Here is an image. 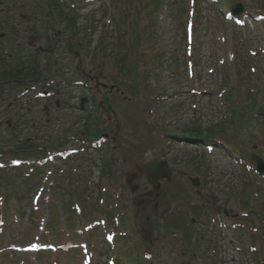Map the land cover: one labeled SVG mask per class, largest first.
I'll use <instances>...</instances> for the list:
<instances>
[{
	"label": "rangeland",
	"instance_id": "374dc122",
	"mask_svg": "<svg viewBox=\"0 0 264 264\" xmlns=\"http://www.w3.org/2000/svg\"><path fill=\"white\" fill-rule=\"evenodd\" d=\"M0 1V30L13 40L7 45L11 50L16 41L27 34L40 37L37 44L44 43L45 35L51 38L60 36L62 44L69 35L73 51L79 48L77 41L84 44L79 48L82 49L79 58L85 70L91 69L94 73L101 63L103 73H110L113 77L116 72L115 77L119 75L117 85L123 89L122 96L126 100L121 95L117 101L113 99L117 93L109 97L110 102L114 100L112 105L121 123L116 139H112L115 122L110 119L105 131L110 136L101 140V145L90 144L92 148L82 149L86 146L79 140V135L87 123L86 115L95 114L90 117V122L97 116L92 100L87 105V112L82 113L77 107L69 117L51 115V122L44 124L43 129H37L41 136L38 144H48L54 137H61L65 142L64 147L51 151L46 158L44 186L52 182L53 170L67 169L70 165L66 162L78 160L72 164L75 168L79 164L77 172L72 174L73 186L78 187L79 179L86 177L88 172L91 191L86 194L87 202L92 207H100L102 200L98 193L103 189L106 195L109 191L112 201L123 204L124 215L132 212L127 224L132 222L135 226L125 225L119 241L117 237L112 240L110 231L114 229L103 221L100 210H96L88 219L81 214L83 221L68 228L62 212L65 206L64 195L60 192L62 187H56L54 193L47 194L48 208L46 197L39 195L37 208L40 215L37 214L36 226L0 228V264H108L110 260L113 264H258L255 254L264 251V226L256 228L258 221L241 207L240 200L245 196L241 198L238 193L246 182H252L264 195V177L257 174L255 162L251 160L252 153L264 159L263 114L257 116L258 124L254 123L252 129H244L237 123L235 129L223 135L229 139L225 140L229 145L219 139L221 137L214 142L199 140V135L196 138L191 131L200 128L202 135L210 125L224 121L227 110L224 91L234 81L236 89L232 98L240 109L246 105V90L251 88L256 106L264 110V16L260 15L264 13V0H237L243 3L244 11L231 20L226 17L234 0H166L170 6L159 15L154 25L139 21L137 11L134 12V0H59L63 16L49 26L44 14L53 11V8L49 10L48 3L56 0ZM191 10H194L192 16ZM20 15H24L25 21ZM54 17L57 18V14ZM74 17L75 28L71 29L66 20ZM141 17L146 18L145 15ZM90 20H93L91 28ZM120 31L124 34V46L119 52L124 57L127 55V59L131 57L133 64L135 36L140 35L139 54L143 55L139 56L144 60L142 63L138 61L137 76L144 71L141 90L145 99L132 96L134 86L129 83L127 75L111 63L114 57L111 52L118 51L115 45L121 39ZM156 50L158 59L154 54ZM71 56L63 63L64 66L70 63V67L67 66L68 79L77 80L74 65L80 61L75 53ZM144 61L146 66L142 65ZM126 70L129 75H134V66ZM91 93L94 94L93 90ZM227 102L231 104V100ZM7 118L0 108V148L10 150L8 153L11 154L12 144L4 143L1 138L6 131ZM254 127L252 138L249 130ZM89 129H93L91 123ZM33 131L26 129L24 135H32ZM103 142L110 145L108 150L114 167L123 174L116 182L102 176L107 172L106 162L102 159L106 154ZM73 149H78L77 154ZM70 151L73 152L66 155ZM57 153L64 156L57 157ZM64 157L68 161L63 162ZM160 157L166 158L172 169L169 182L162 178L158 188H153L144 173L132 176L144 161ZM188 176L199 177L197 189L202 191V197L196 194V187L191 185ZM59 178L65 184L63 174H59ZM128 182L130 187H127ZM260 197L253 195L251 204L263 206V210L256 207L258 216L263 217L264 199ZM205 198L207 213L198 215L195 224L188 225L189 217L195 215L187 212L191 209L188 205L205 203ZM82 208L86 210L88 207L83 205ZM223 210L229 212L228 218L223 215ZM166 213L172 215L171 219L165 217ZM233 213L237 214L240 225L232 221ZM75 215H78L77 211ZM47 216L55 229L46 224ZM94 220H99L98 228L93 229L97 236L88 239L85 230H92ZM175 232L180 235L179 239L172 240L166 235ZM182 234L187 239L185 250L195 247V256L188 261L182 254ZM254 237L257 239L255 246ZM189 241L195 242L194 245ZM44 244L50 247L37 254L32 251ZM206 244L209 247L207 245L204 249ZM22 247H27L25 252ZM262 262L264 264V254Z\"/></svg>",
	"mask_w": 264,
	"mask_h": 264
},
{
	"label": "flooded vegetation",
	"instance_id": "af4514ba",
	"mask_svg": "<svg viewBox=\"0 0 264 264\" xmlns=\"http://www.w3.org/2000/svg\"><path fill=\"white\" fill-rule=\"evenodd\" d=\"M31 18L37 19L35 16ZM40 40V37L35 38L31 34L22 36L16 44L21 51L20 59L16 62L5 61V56L12 59L7 47L10 39L0 31V108L8 116L5 120L6 129H43V116L46 117L45 123H50L51 115L69 117L74 112V101L80 102L85 98L83 97L85 94L76 97V92L72 88L74 82L65 79L48 80L42 74L43 70L48 73L49 69H53L54 75L60 74L55 70L57 58L54 53L57 47H60L63 49L62 55H65L70 51L69 45L59 44L58 36L51 38L45 35L44 43L37 44ZM28 51L32 54L27 53ZM79 73L82 77L80 87H87L90 91L93 83L95 91L101 94L102 100L99 105L110 109L106 94L113 90H109L110 86L101 80L104 75L99 70L93 74L91 70H81Z\"/></svg>",
	"mask_w": 264,
	"mask_h": 264
},
{
	"label": "trees",
	"instance_id": "16d2710c",
	"mask_svg": "<svg viewBox=\"0 0 264 264\" xmlns=\"http://www.w3.org/2000/svg\"><path fill=\"white\" fill-rule=\"evenodd\" d=\"M134 5H136V10H134V12L137 11L140 22H142L143 20H148V22H151V24H153L154 20L157 18V13H159V11L164 6V0H134ZM168 6H170L169 3ZM143 15H145L146 18L143 19L141 17ZM74 22L75 20L73 19L72 25H74ZM136 42H138V40H136L134 43L135 48L137 49ZM122 46L123 45L120 44L119 48L122 49ZM118 54H120V52H118ZM136 54H138L137 51L136 53H134L133 84L136 94L141 95L140 90L142 89L141 83L143 82V78L141 77L142 75L137 76V66L138 60L143 61L144 59L138 58ZM154 54L156 56V59H158L159 52L155 51ZM117 60L121 61L122 64H125L127 55L124 57V55L122 56L120 54L119 57H117ZM233 87L227 89L225 93L226 98H231L232 93L235 91ZM246 93L247 102L243 110L240 109V107L236 105L235 102H232L231 99V105L228 107L227 112L228 114L231 113L229 115V118L220 124L210 125L207 128L208 131L202 133V136H204V138L211 139L218 134H223L224 130L234 129L237 123L246 126V129H251V126H253L254 123L258 124L257 116L261 115L260 113L262 111V108L256 106L255 100H253L256 99V97L255 95H253L251 89H247ZM142 98H144V95H142ZM262 113H264V110L262 111ZM13 130L14 129H11L12 133L10 134V137H15V135L13 134ZM199 132H202L200 128L196 127L192 129V134L194 135H199L197 134ZM250 134L253 137V134ZM99 135V133L94 134L95 138L99 137ZM10 137L9 134L8 136H3V138L6 140H10ZM14 141L16 142V146L12 148L13 156H22L26 158L27 155H25V153L37 154V157H40V155H44V150H42L43 147L38 148L39 144L37 143V139H34L32 141L27 140L25 141V144H19L18 140L16 139ZM57 141L59 140H56L51 144L55 145ZM0 153H2L0 159L6 157V153H3L2 150H0ZM41 167V165L37 164L34 161L15 167H0V217L4 218L3 223L6 229H9L11 226H17V229H21L22 227L24 228L25 225L35 224L36 213L31 208V193L33 189L40 183V176L42 174Z\"/></svg>",
	"mask_w": 264,
	"mask_h": 264
},
{
	"label": "water",
	"instance_id": "95a60500",
	"mask_svg": "<svg viewBox=\"0 0 264 264\" xmlns=\"http://www.w3.org/2000/svg\"><path fill=\"white\" fill-rule=\"evenodd\" d=\"M232 12L237 14L243 10L242 4L237 3L232 6ZM117 128L119 129V124L117 123ZM253 158L257 161V170L260 173L264 172V161L257 156L253 155ZM144 172L146 178L149 183L153 185L154 188H158L159 182L163 177H166L168 180L170 179V169L168 168V164L165 159L160 160H148L142 164V169H137L136 172L140 173ZM136 174V173H134ZM194 185H198V179H191Z\"/></svg>",
	"mask_w": 264,
	"mask_h": 264
}]
</instances>
